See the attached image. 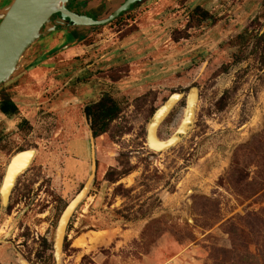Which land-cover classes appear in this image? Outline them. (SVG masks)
Wrapping results in <instances>:
<instances>
[{"label": "rangeland", "instance_id": "rangeland-1", "mask_svg": "<svg viewBox=\"0 0 264 264\" xmlns=\"http://www.w3.org/2000/svg\"><path fill=\"white\" fill-rule=\"evenodd\" d=\"M92 39L0 88L20 109L0 115V187L11 156L34 149L8 203L0 193V264H55L59 218L91 174L84 105L103 92L121 109L94 139L61 264H264V0H143ZM192 86L190 132L150 148L155 110L183 94L167 139Z\"/></svg>", "mask_w": 264, "mask_h": 264}, {"label": "water", "instance_id": "water-1", "mask_svg": "<svg viewBox=\"0 0 264 264\" xmlns=\"http://www.w3.org/2000/svg\"><path fill=\"white\" fill-rule=\"evenodd\" d=\"M67 0H3L0 2V85L18 75L28 61L24 54L34 43L40 32V27L51 21V14L60 12L63 19L68 18L74 24H105L117 17L122 11L127 10L136 0H125L108 17L93 19L87 15H81L70 11L66 7ZM141 1V0H138ZM183 96L180 92L172 93L166 101L153 113L147 125L146 141L150 148L165 150L180 142L191 130L194 123L195 108L198 100V88L192 86L187 95L184 116L175 130L167 139L158 136V128L168 116L176 103ZM92 162L91 174L87 181L69 201L64 208L55 232L54 257L55 264H61L63 243L67 232L69 220L76 207L82 202L89 192L90 185L95 178L97 161L95 155L94 136L91 132ZM34 157V149H25L11 156L5 170L0 193L3 203H8L10 194L18 176L24 172ZM22 264H30L22 260Z\"/></svg>", "mask_w": 264, "mask_h": 264}, {"label": "flooded vegetation", "instance_id": "flooded-vegetation-1", "mask_svg": "<svg viewBox=\"0 0 264 264\" xmlns=\"http://www.w3.org/2000/svg\"><path fill=\"white\" fill-rule=\"evenodd\" d=\"M124 1L125 0H67L66 7L70 11L76 12L81 15H87L92 17L93 19L99 20L108 17L115 9L122 5ZM142 1L143 0L134 1L133 3H131L130 7L127 10L122 11L117 17L105 24H74L70 22L68 18L63 19L60 12L52 13L50 17L51 21L43 24L40 27V34L37 40L30 45L29 49L23 55L28 63L24 67L23 71H21L18 75L27 73L33 68L40 67L41 65L46 63L47 60L58 56L60 53H66V51H68L74 45V43H84L86 46H91L93 43L92 38L94 34L97 33L98 29L104 27L107 24H111L115 20H119L125 13L129 12ZM68 34H71L72 36H69ZM77 55L78 54H76V56ZM14 78L15 77L11 78L7 82L11 81ZM7 82L2 83L0 85V88ZM92 95L93 93H91L89 96ZM4 97L5 96H0V102ZM9 97L17 104L13 97ZM109 98L112 99L117 105H119L113 95L108 92L101 93L98 98H94L84 105V115L90 121L91 129L92 118L91 116H88L86 114L85 107L98 105L100 102L106 101ZM19 113L20 109L16 114ZM0 115L2 117L6 116L9 118L13 116L5 114L2 111H0ZM91 132L93 134V130H91L90 133ZM97 136H94V139ZM78 138L82 139L81 137Z\"/></svg>", "mask_w": 264, "mask_h": 264}, {"label": "trees", "instance_id": "trees-1", "mask_svg": "<svg viewBox=\"0 0 264 264\" xmlns=\"http://www.w3.org/2000/svg\"><path fill=\"white\" fill-rule=\"evenodd\" d=\"M120 106L117 105L112 99H107L106 101L100 102L98 105L95 106H87L85 107V112L88 116H91L92 118V130L94 136L99 135L100 133L106 131L109 123L118 116L120 112ZM0 111H2L5 114L14 115L18 113L19 108L17 104L9 97L5 96L2 101L0 102ZM125 173V172H124ZM258 189L257 191H259ZM257 212H251L248 214V216L254 215L258 216L256 214ZM237 219H240L237 217ZM232 226L235 227L234 220L233 223H231ZM233 230H230V233H232ZM214 252L222 251V253L227 252L226 249L223 247H217L213 249Z\"/></svg>", "mask_w": 264, "mask_h": 264}, {"label": "bare ground", "instance_id": "bare-ground-1", "mask_svg": "<svg viewBox=\"0 0 264 264\" xmlns=\"http://www.w3.org/2000/svg\"><path fill=\"white\" fill-rule=\"evenodd\" d=\"M71 34H72V33H71ZM71 34H70V35H71ZM68 35H69V34H68ZM70 35H69V36H70ZM71 36H72V35H71Z\"/></svg>", "mask_w": 264, "mask_h": 264}, {"label": "crops", "instance_id": "crops-1", "mask_svg": "<svg viewBox=\"0 0 264 264\" xmlns=\"http://www.w3.org/2000/svg\"><path fill=\"white\" fill-rule=\"evenodd\" d=\"M31 61V60H30Z\"/></svg>", "mask_w": 264, "mask_h": 264}]
</instances>
